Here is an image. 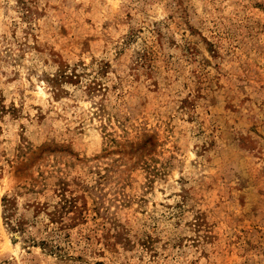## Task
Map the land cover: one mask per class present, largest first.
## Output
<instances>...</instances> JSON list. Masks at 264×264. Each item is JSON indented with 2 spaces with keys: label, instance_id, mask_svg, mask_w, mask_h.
<instances>
[{
  "label": "rangeland",
  "instance_id": "1",
  "mask_svg": "<svg viewBox=\"0 0 264 264\" xmlns=\"http://www.w3.org/2000/svg\"><path fill=\"white\" fill-rule=\"evenodd\" d=\"M0 264H264V0H0Z\"/></svg>",
  "mask_w": 264,
  "mask_h": 264
},
{
  "label": "trees",
  "instance_id": "2",
  "mask_svg": "<svg viewBox=\"0 0 264 264\" xmlns=\"http://www.w3.org/2000/svg\"><path fill=\"white\" fill-rule=\"evenodd\" d=\"M13 228H14V226H13Z\"/></svg>",
  "mask_w": 264,
  "mask_h": 264
}]
</instances>
